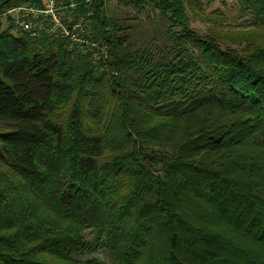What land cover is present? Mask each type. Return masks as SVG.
Here are the masks:
<instances>
[{
  "label": "trees",
  "instance_id": "obj_1",
  "mask_svg": "<svg viewBox=\"0 0 264 264\" xmlns=\"http://www.w3.org/2000/svg\"><path fill=\"white\" fill-rule=\"evenodd\" d=\"M63 2L86 43L2 28L40 1L0 0V264H264V0L223 36L186 0H119L156 15L148 42Z\"/></svg>",
  "mask_w": 264,
  "mask_h": 264
},
{
  "label": "rangeland",
  "instance_id": "obj_2",
  "mask_svg": "<svg viewBox=\"0 0 264 264\" xmlns=\"http://www.w3.org/2000/svg\"><path fill=\"white\" fill-rule=\"evenodd\" d=\"M39 1L40 4L37 6L42 5L41 0ZM104 6L109 15L133 27V36L138 42L144 39L148 42L154 35L153 27L158 20L153 13L150 12L151 15L147 17L130 6L121 5L119 0H105ZM186 11L190 26L202 33L214 31L223 36L226 32L252 31V28L246 25L250 20L249 14L238 0H186ZM6 16L10 17L16 25L13 30L16 34L20 29L16 23V13L13 11L9 14L6 11L2 14V28L6 27ZM221 42L238 48L246 45L245 42L240 45L233 44L225 37H221ZM104 261V264H109L105 259Z\"/></svg>",
  "mask_w": 264,
  "mask_h": 264
},
{
  "label": "built area",
  "instance_id": "obj_3",
  "mask_svg": "<svg viewBox=\"0 0 264 264\" xmlns=\"http://www.w3.org/2000/svg\"><path fill=\"white\" fill-rule=\"evenodd\" d=\"M42 5L21 4L10 8L7 13H16V23L19 28L26 31L31 37L42 34H52L70 38L69 47L72 43H81L86 40L77 36V30H81L83 17L76 20L71 17L68 8H73L74 3L64 4L63 0H41ZM68 24H71L72 32L68 30ZM103 52L105 47L101 48Z\"/></svg>",
  "mask_w": 264,
  "mask_h": 264
}]
</instances>
